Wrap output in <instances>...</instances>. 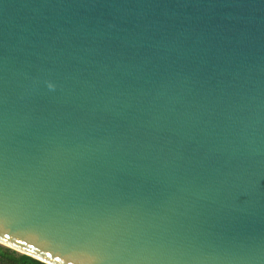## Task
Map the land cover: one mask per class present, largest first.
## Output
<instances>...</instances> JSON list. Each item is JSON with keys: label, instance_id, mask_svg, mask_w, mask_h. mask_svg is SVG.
<instances>
[{"label": "water", "instance_id": "1", "mask_svg": "<svg viewBox=\"0 0 264 264\" xmlns=\"http://www.w3.org/2000/svg\"><path fill=\"white\" fill-rule=\"evenodd\" d=\"M0 245L264 264V0H0Z\"/></svg>", "mask_w": 264, "mask_h": 264}, {"label": "trees", "instance_id": "2", "mask_svg": "<svg viewBox=\"0 0 264 264\" xmlns=\"http://www.w3.org/2000/svg\"><path fill=\"white\" fill-rule=\"evenodd\" d=\"M0 264H45L30 256L0 246Z\"/></svg>", "mask_w": 264, "mask_h": 264}, {"label": "bare ground", "instance_id": "3", "mask_svg": "<svg viewBox=\"0 0 264 264\" xmlns=\"http://www.w3.org/2000/svg\"><path fill=\"white\" fill-rule=\"evenodd\" d=\"M2 245H4V244H2ZM4 246H6V245H4ZM6 247H8V246H6ZM9 248V247H8Z\"/></svg>", "mask_w": 264, "mask_h": 264}, {"label": "rangeland", "instance_id": "4", "mask_svg": "<svg viewBox=\"0 0 264 264\" xmlns=\"http://www.w3.org/2000/svg\"><path fill=\"white\" fill-rule=\"evenodd\" d=\"M1 246V245H0ZM1 247H3V246H1ZM3 248H6V247H3ZM8 249V248H7Z\"/></svg>", "mask_w": 264, "mask_h": 264}]
</instances>
